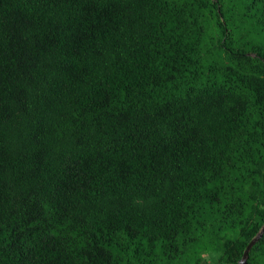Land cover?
<instances>
[{"label":"trees","instance_id":"trees-1","mask_svg":"<svg viewBox=\"0 0 264 264\" xmlns=\"http://www.w3.org/2000/svg\"><path fill=\"white\" fill-rule=\"evenodd\" d=\"M263 226L264 0H0V264H241Z\"/></svg>","mask_w":264,"mask_h":264},{"label":"water","instance_id":"water-1","mask_svg":"<svg viewBox=\"0 0 264 264\" xmlns=\"http://www.w3.org/2000/svg\"><path fill=\"white\" fill-rule=\"evenodd\" d=\"M264 230V226L261 228L260 232L258 233V235L256 237H254V239L248 244L246 250L244 251L243 255H242V259L239 261L241 264H244V259L246 258V254H247V251L250 247V245L252 244V242L257 239V237L261 234V232Z\"/></svg>","mask_w":264,"mask_h":264},{"label":"rangeland","instance_id":"rangeland-1","mask_svg":"<svg viewBox=\"0 0 264 264\" xmlns=\"http://www.w3.org/2000/svg\"><path fill=\"white\" fill-rule=\"evenodd\" d=\"M207 259L209 261H211L212 264H218L216 261H215V257L216 256H212V255H206Z\"/></svg>","mask_w":264,"mask_h":264}]
</instances>
